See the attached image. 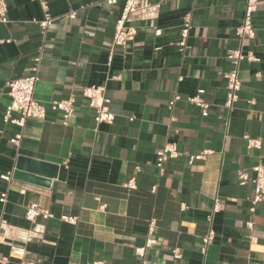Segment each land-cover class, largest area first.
Instances as JSON below:
<instances>
[{
    "label": "crops",
    "instance_id": "crops-1",
    "mask_svg": "<svg viewBox=\"0 0 264 264\" xmlns=\"http://www.w3.org/2000/svg\"><path fill=\"white\" fill-rule=\"evenodd\" d=\"M47 1L56 20L45 33L38 0H7L9 22H0V176L12 172L11 181L0 177V194L7 192L0 219L10 225L0 264H264V201L250 211L253 167L264 165V1L254 17L256 36L245 41L258 60L242 62L232 110L224 105L232 67L226 53L240 45L236 28L246 0H143L159 3V16L134 17L137 33L122 46L113 37L124 0ZM186 17L192 27L181 47ZM35 57L41 60L34 98L47 115L29 119L15 145L19 128L3 122L8 82L29 75ZM93 84L106 86L113 123L94 120L83 96ZM70 95L75 114L64 125L51 103ZM195 95L209 103L206 115L190 102ZM246 135L262 138V146L248 147ZM169 142L180 155L159 175L156 152ZM204 150L212 152L190 163ZM20 158L48 164L50 183L16 177ZM216 197V237L204 255ZM33 202L54 216L27 220ZM152 220L157 242L140 256L135 249L145 245ZM35 228L41 236L24 241L23 231Z\"/></svg>",
    "mask_w": 264,
    "mask_h": 264
},
{
    "label": "built area",
    "instance_id": "built-area-1",
    "mask_svg": "<svg viewBox=\"0 0 264 264\" xmlns=\"http://www.w3.org/2000/svg\"><path fill=\"white\" fill-rule=\"evenodd\" d=\"M43 8L44 17L42 20L38 21L42 32L45 33L47 29L56 20L50 13L49 4L47 0H38ZM264 0H246L244 15L241 24L236 28V34L240 41V45L237 48L228 49L226 57L231 62V69L226 73L225 78L227 81V93L224 105L229 110H232L239 99V92L242 87V80L240 78V68L241 64L245 60H258L252 51H247L245 49V41L247 39H253L256 36V27L254 25L255 13L258 11L260 3ZM108 4H115L117 0H106ZM161 5L159 3H154L150 5H144L143 0H124V6L120 17L116 22L115 33L113 37L114 45H126L130 40H132L136 33L137 28L131 25V21L134 17H138L142 20H147L151 18H156L159 16ZM74 17V13L70 14ZM0 22H9L8 17V3L7 0H0ZM192 27L190 17L185 18L184 27L181 31V39L178 45L181 47L187 46V38ZM40 57H35L34 63L31 68V73L26 76H20L11 79L8 82V94L11 98L10 103L7 105L4 115L3 122L5 124H11L19 128V131L11 139V142L15 145H20L23 139V130L29 119L44 120L47 115L46 107L39 103L34 98V92L36 83L38 81V73L40 69ZM83 96L87 99L88 105L94 110V120L96 123H113L115 120V114L110 108V98L106 93L105 85H88L83 88ZM179 97L170 101L169 107L174 106L175 101ZM190 102L198 106L201 109L203 115L207 114L209 103H207L201 95H195L189 98ZM75 97L70 95L66 98L54 99L51 103V108L54 111H59L62 115V123L64 125H69L71 119L75 114ZM254 101H251L253 103ZM247 140L248 147L260 148L262 146L263 140L260 137L254 138L249 135L245 136ZM211 150H204L197 155L190 156V163L196 159H203L206 155L210 154ZM180 151L176 142L166 143L161 149L156 152L155 166L158 170V174L162 175L165 170V165L167 162L178 158ZM255 176L251 179L253 184V195L250 198V211L255 212L256 206L264 201V165L257 164L253 167ZM6 181L12 180V172L2 174L0 176ZM241 182L246 183L249 179L245 175H240ZM127 186L130 188L135 187L134 179L128 181ZM157 185H154L152 190L155 192ZM7 198V192H2L0 194V201L5 202ZM222 202L216 197L214 204L212 206V215L210 217V227L202 239V253L207 254L208 247L215 240L216 233L212 227V221L214 215L221 209ZM41 216L44 219L53 217V213L41 207L38 203H30L27 207L25 218L31 222H35L36 219ZM62 219L71 223L76 221L75 217L72 216H62ZM248 227H253V221L247 222ZM10 225L1 218L0 219V241H5L7 237V231ZM155 228V222L152 220L149 223L148 236L144 246L136 247L135 251L138 255L144 256L147 248L152 247L156 244L157 240L153 237V232ZM41 229H32L23 231V240L30 241L34 236H41ZM175 257H181V253L175 249L173 250ZM6 258L3 259V261ZM34 264V263H28ZM92 264H107L103 259H97Z\"/></svg>",
    "mask_w": 264,
    "mask_h": 264
},
{
    "label": "water",
    "instance_id": "water-1",
    "mask_svg": "<svg viewBox=\"0 0 264 264\" xmlns=\"http://www.w3.org/2000/svg\"><path fill=\"white\" fill-rule=\"evenodd\" d=\"M32 164L29 166V165H26V163L24 162V159L20 158L19 161H18V164L16 166V169L14 171V175L16 177H20V178H26V179H29L31 181H39V182H42L43 184L45 185H48L50 183V179L49 178H52L54 177V174L53 173H48L46 172L44 169L46 167H48V164H46L45 162H40V161H30ZM22 170L24 171H29V172H32V173H27V174H24L22 172ZM44 173H47L48 175H44V176H47L48 178L47 179H44V178H40V177H37L36 175L34 174H38V175H41L43 176L42 174Z\"/></svg>",
    "mask_w": 264,
    "mask_h": 264
}]
</instances>
